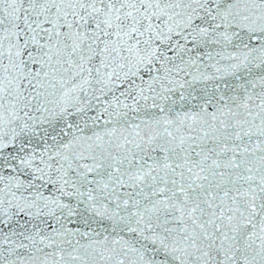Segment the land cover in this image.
Instances as JSON below:
<instances>
[{"label":"snow or ice","instance_id":"1","mask_svg":"<svg viewBox=\"0 0 264 264\" xmlns=\"http://www.w3.org/2000/svg\"><path fill=\"white\" fill-rule=\"evenodd\" d=\"M0 264H264V0H0Z\"/></svg>","mask_w":264,"mask_h":264}]
</instances>
